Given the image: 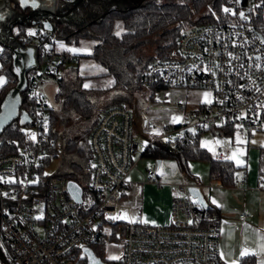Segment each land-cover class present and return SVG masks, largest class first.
I'll return each mask as SVG.
<instances>
[{
	"label": "built area",
	"instance_id": "1",
	"mask_svg": "<svg viewBox=\"0 0 264 264\" xmlns=\"http://www.w3.org/2000/svg\"><path fill=\"white\" fill-rule=\"evenodd\" d=\"M34 33L24 37L28 46L46 44L40 66L26 76L33 103L23 128L28 143L0 154V264H88L86 248L102 264H220L219 220L189 195L191 184H177L166 224L135 221L131 206L122 203L139 153L127 106L105 107L96 118L89 134V194L82 191L80 203L68 191L70 179L45 174L53 143L46 87L79 58L54 47L53 24L51 30L39 27ZM138 82L150 90L209 93L195 108L180 102L183 120L176 126L159 129L154 120H146L144 127L153 135L139 157L161 138L178 148L205 129L219 132L226 125L247 135L264 121V0H228L221 18L186 27L167 57L149 60ZM147 174L158 180L154 167ZM245 178L242 169L236 183ZM110 246L116 247L111 256L119 259L104 254Z\"/></svg>",
	"mask_w": 264,
	"mask_h": 264
},
{
	"label": "trees",
	"instance_id": "2",
	"mask_svg": "<svg viewBox=\"0 0 264 264\" xmlns=\"http://www.w3.org/2000/svg\"><path fill=\"white\" fill-rule=\"evenodd\" d=\"M227 2L228 0H79L76 3H63L57 10L55 19L49 9L39 10L15 4L12 10L3 11V17L8 18L0 20V75L5 78V83L0 86V112L7 94L18 82L15 56L30 49L24 42L29 26L43 27V22H48L53 24L58 38L66 42L76 44L81 39L95 41L89 57L114 78L113 89L118 95H123L122 101L108 106L121 105V102L127 100L124 93L130 94L143 88L138 77L149 60L167 57L186 27L221 18ZM118 21L123 28L120 34L114 32ZM150 43L156 44L155 54L143 56L142 51ZM45 44V41H41L31 48L33 64L25 72V76L40 66ZM61 71L56 80L58 91L55 94L56 99L60 100V107L50 108L49 136L53 143L48 150L51 156H56L58 152L64 154V166L55 175L74 180L82 187L84 196H87L91 163L89 134L100 112L93 95L97 90L83 86L84 77L79 74L76 66L62 67ZM159 89L161 88L152 89V94ZM27 92L28 85L20 92L18 113L0 130V154L14 152L28 143L23 133L25 118L20 113L23 111L27 114L33 104ZM68 127L69 130H66ZM231 131L226 129L225 133L231 134ZM200 132L193 136L191 142L178 148L169 147L166 141H157L145 150L143 156L175 159L184 173H189V161L208 160L210 179L219 180L226 186L235 185L238 173L244 168L235 166L230 160L212 157L199 145ZM49 160L50 157L48 162ZM258 166L261 182L264 183V147L259 149ZM206 207L217 218L214 210ZM94 251L97 256L100 255L95 248ZM250 259L249 255L244 257L246 261Z\"/></svg>",
	"mask_w": 264,
	"mask_h": 264
},
{
	"label": "crops",
	"instance_id": "3",
	"mask_svg": "<svg viewBox=\"0 0 264 264\" xmlns=\"http://www.w3.org/2000/svg\"><path fill=\"white\" fill-rule=\"evenodd\" d=\"M13 2L14 5L19 4L21 7H31L33 9L39 10L49 9L52 11V13L57 11L59 7L65 3L63 0H35L36 4H38V7H33L32 0H29L26 6L22 5L21 0H13ZM6 12H8V10H6ZM1 14H3V11L0 12V15ZM6 18L4 17L2 20L5 21ZM32 26L28 27V34L29 32L34 33L39 28L36 26L37 28L32 31ZM122 31L123 28L120 30L119 34ZM94 44L95 41L90 39H81L75 44L72 42H66L62 38H57L54 47L58 51L69 52L79 58L77 64L67 65L64 66V68L76 66L79 69V74L84 77V87L85 84H88L89 87L86 88H108V90H111L113 88L112 86L114 84V78L111 75H108L103 67H101L91 57H89ZM61 45H63V47H61ZM70 47L73 49H82V51H69ZM21 52L17 58L19 60H25L26 55L22 54ZM101 69H103V71H101ZM61 72L62 71L60 70L57 78ZM52 84H57V81L48 84L47 88ZM139 91L140 92H133L131 94L132 97L130 98V101H123L121 102V105H125L130 109L132 99L134 98H136L143 106L148 104V106H146L143 111L149 116V118L146 120H154L159 129L164 126H176L182 122L183 118L178 106L180 102L185 101L189 108H195L199 103L205 102L209 98V93L207 91L206 93H208V97L205 99L196 98L194 96L197 92H204L205 90H183L186 94L184 93L181 101L172 104L173 107L176 108L174 115L172 118L168 119L169 121H165L161 116H159V111L151 112L150 110L156 91L153 94L152 90L150 89L142 88ZM126 95L129 94L125 93V96ZM108 105L109 104H105L104 106L100 107V110ZM226 129H231L232 133L235 132L232 127L225 125L223 128H221V130H219V132L217 131L215 133H218V135H229L225 133ZM253 130L256 131L257 127L251 129L245 136H252V132H254ZM156 132H158V130ZM199 145L200 147L204 148L201 146L200 142ZM260 147L264 146L250 149L247 143L246 159L241 165H236L232 160L225 158L222 151L218 153L221 159L230 160L235 166L244 168L246 170L245 182L243 184L236 183L232 186H226L219 180L210 179L209 171L208 173L205 171L203 174L199 176L197 175V177L192 175L189 172V170L191 171L189 165L193 160L188 162L189 173H184L179 169L175 159L155 158L157 163L155 169L158 173V180H151L148 177L147 170L146 174H144L142 178L136 179L134 175V165L137 161L136 159L127 176L128 185L123 196L122 203L124 204V199L127 197V193L131 192V198L127 199L128 201H126L124 205L131 206L130 216L135 221L145 224H166L170 220V203L173 195L177 194V184L186 182L191 184V186H197L200 189L207 206L214 210L219 220L220 264H264V183L261 182L259 175L258 163ZM229 151L230 149L228 148L227 152L229 153ZM217 155L214 157L218 158L216 157ZM213 201L216 203H213ZM240 214L245 215V220L241 221L239 219ZM248 255L251 256V259L247 261L244 260V257Z\"/></svg>",
	"mask_w": 264,
	"mask_h": 264
},
{
	"label": "rangeland",
	"instance_id": "4",
	"mask_svg": "<svg viewBox=\"0 0 264 264\" xmlns=\"http://www.w3.org/2000/svg\"><path fill=\"white\" fill-rule=\"evenodd\" d=\"M64 2H72L76 3L79 0H63ZM14 7L13 0H0V12L4 10H12ZM4 13V12H3ZM2 16L4 14H1ZM7 17V16H6ZM5 17V18H6ZM8 18V17H7ZM195 25V24H194ZM191 26V25H190ZM36 25H33L31 27L32 31L36 29ZM30 29V30H31ZM120 30H122V24L120 21L116 22L114 32L119 33ZM155 46L156 44L150 43L144 50L142 51L143 56H151L155 54ZM1 47V46H0ZM70 49H73L70 47ZM82 51V49H80ZM0 77L4 78V75H0ZM5 79V78H4ZM4 84V83H3ZM2 86V85H0ZM86 88V87H85ZM96 89V88H93ZM113 89V88H112ZM108 90V88L105 89H96L97 91L93 92L95 94L94 97L96 98L95 102L97 105V109L104 106L105 104H110L113 102L122 101L123 95H118L116 90ZM46 90L48 91V103L51 107H54L55 109H58L60 107V100L56 99L55 94L58 91V85L52 84L49 85L48 88L46 87ZM101 90V91H99ZM104 90V91H103ZM103 91V92H102ZM140 92V91H137ZM185 91L183 89L178 88H161L159 91H156L154 100H152V105L150 107L151 112L153 111H159L158 114L163 118L165 121H169V118H172L174 115V111L176 108L173 107V103H178L181 101V99L184 96ZM125 94V93H124ZM132 93H130L127 96L126 101H130V98ZM186 94V93H185ZM207 94V95H205ZM136 95V93H135ZM196 98H207L208 93L206 91L204 92H197L194 95ZM126 103V102H125ZM148 106V104L146 105ZM146 106H143L138 102L136 98L132 99V103L130 106L131 112L133 114V120H134V141L139 144V153L137 154V161L134 165V175L136 179L142 178L144 174H146V170L148 167L152 166L156 168L157 163L156 159L150 156H140V153L143 151V149L148 144L149 140L152 137V133L145 129V121L147 118H149L148 115H146L143 111L146 108ZM162 121V120H160ZM74 128V126H72ZM71 127V128H72ZM70 127H68L66 130H69ZM252 136H245L241 137L237 133H232L231 135H218V133L211 132L210 130L201 131L199 135V142L201 146L206 148L208 153L212 155L213 157L217 155L220 151H222L223 156L227 159L232 160L236 165H241L244 160L246 159V147L247 143L250 149L256 148L259 146H264V121L260 123L257 126V130H253ZM64 139V137L62 138ZM161 141L165 140L163 138L160 139ZM230 149L229 153L227 152V149ZM237 153L236 157L233 158V154ZM63 158L64 154L62 152H58L56 156H51L50 154V160L46 167L44 168L45 174L48 176L55 175L59 173L63 166ZM237 160L240 162L237 163ZM190 169L189 172L192 175H201L203 172L209 171V164L207 160H193L190 163ZM132 196L131 192L127 193V197L124 199V204L127 199H130ZM116 253V247L110 246L109 249L105 251V255H113Z\"/></svg>",
	"mask_w": 264,
	"mask_h": 264
},
{
	"label": "water",
	"instance_id": "5",
	"mask_svg": "<svg viewBox=\"0 0 264 264\" xmlns=\"http://www.w3.org/2000/svg\"><path fill=\"white\" fill-rule=\"evenodd\" d=\"M43 28L46 30L52 29V24L48 22H43ZM25 50L21 52L22 54L26 55L25 60H19L17 56L19 53L16 54L14 60L15 69L19 68L20 71L18 73V82L15 87L7 94L4 104L2 106V110L0 112V130L1 128L7 124L19 111V103H20V92L25 89L27 86V80L25 76V72L32 66L33 64V51L31 49ZM25 118V122H27L26 114L23 111H20ZM191 130V128L189 129ZM68 191L75 200V202L80 203L82 201V187L75 182L74 180H70L68 182ZM189 195L196 200L201 206H207L205 199L203 198L200 189L197 186H189L188 187ZM88 257V264H102L100 260L95 258L92 251L89 248L85 249Z\"/></svg>",
	"mask_w": 264,
	"mask_h": 264
},
{
	"label": "snow or ice",
	"instance_id": "6",
	"mask_svg": "<svg viewBox=\"0 0 264 264\" xmlns=\"http://www.w3.org/2000/svg\"><path fill=\"white\" fill-rule=\"evenodd\" d=\"M28 2H29V0H21L22 5H25V6L28 4ZM32 6L33 7H38V4H36L35 0H32ZM224 11L227 12V11H230V10L229 9H224ZM241 15H243V13H241ZM2 19H4V17L2 15H0V20H2ZM34 34L35 33H33V32H29V35H34ZM61 47H63V45H61ZM69 51L77 52V51H81V50L80 49H69ZM16 71L19 72L20 69L17 68ZM101 71H103V69H101ZM3 83H5V79L3 77H0V85H3ZM109 83H112V82H109ZM85 87H89V85L88 84H85ZM205 95H207V94H205ZM31 138H33V139L35 138L34 137V134H33V136ZM236 155H237V153H234L233 154V158H235ZM239 162L240 161L237 160V163H239ZM213 203H216V202L213 201ZM109 259H119V257L110 256Z\"/></svg>",
	"mask_w": 264,
	"mask_h": 264
}]
</instances>
